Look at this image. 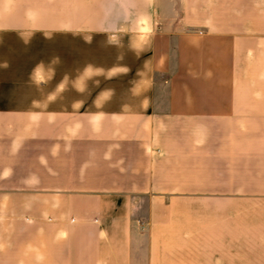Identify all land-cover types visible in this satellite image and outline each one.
<instances>
[{
  "label": "crops",
  "instance_id": "crops-1",
  "mask_svg": "<svg viewBox=\"0 0 264 264\" xmlns=\"http://www.w3.org/2000/svg\"><path fill=\"white\" fill-rule=\"evenodd\" d=\"M0 264H264V0H0Z\"/></svg>",
  "mask_w": 264,
  "mask_h": 264
},
{
  "label": "rangeland",
  "instance_id": "rangeland-1",
  "mask_svg": "<svg viewBox=\"0 0 264 264\" xmlns=\"http://www.w3.org/2000/svg\"><path fill=\"white\" fill-rule=\"evenodd\" d=\"M145 212H146V205H144V206L141 208L140 213L142 214V213H145Z\"/></svg>",
  "mask_w": 264,
  "mask_h": 264
}]
</instances>
